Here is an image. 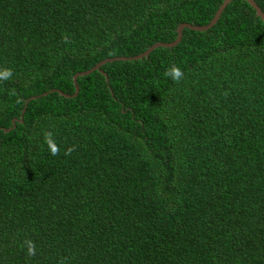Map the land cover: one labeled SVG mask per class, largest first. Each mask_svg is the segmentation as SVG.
I'll list each match as a JSON object with an SVG mask.
<instances>
[{
  "label": "trees",
  "instance_id": "obj_1",
  "mask_svg": "<svg viewBox=\"0 0 264 264\" xmlns=\"http://www.w3.org/2000/svg\"><path fill=\"white\" fill-rule=\"evenodd\" d=\"M223 1L0 0V264H264V22L246 0L75 94L78 72Z\"/></svg>",
  "mask_w": 264,
  "mask_h": 264
},
{
  "label": "water",
  "instance_id": "obj_2",
  "mask_svg": "<svg viewBox=\"0 0 264 264\" xmlns=\"http://www.w3.org/2000/svg\"><path fill=\"white\" fill-rule=\"evenodd\" d=\"M233 0H224L223 3L221 4V6L219 7V9H217L215 11V14L214 16L212 17V19L209 21V23L207 24H204V25H194V24H191V23H187V22H184V23H180L177 27V37L173 40V41H170V42H161V41H158L154 44H152L150 47H148L145 51H143L142 53H140L139 55L137 56H134L132 58H124V57H119V58H115V57H111V58H106L102 61H100L98 64H96L94 67H92L91 69L87 70V71H82V72H78L75 76H74V81H75V85H76V92L75 94L78 93L79 91V87L77 85V78L79 75H83V74H87V73H90L96 69H99L101 68V66L109 61H127V60H139L140 58L142 57H146L154 48L158 47V46H163V47H172L174 46L175 44H177L179 42V40L181 39V32H182V29L184 27H188V28H191L193 30H206L208 29L209 27H211L214 23H216L221 15V12L223 11V9L226 8V6L231 3ZM255 10L254 12H256V15L259 16L261 18V20L264 22V12L261 11V8L258 6V4L256 3L255 0H246ZM104 72V71H102ZM105 73V72H104ZM108 80V78H107ZM59 92L61 94H64L62 91L59 90ZM47 93V92H46ZM45 93V94H46ZM67 95V94H66ZM69 96V95H67ZM22 121V120H21ZM15 123V122H14Z\"/></svg>",
  "mask_w": 264,
  "mask_h": 264
},
{
  "label": "clouds",
  "instance_id": "obj_3",
  "mask_svg": "<svg viewBox=\"0 0 264 264\" xmlns=\"http://www.w3.org/2000/svg\"><path fill=\"white\" fill-rule=\"evenodd\" d=\"M62 42L69 43V39L67 35L62 36ZM165 77L170 78L173 82L179 83L180 80L183 78V72L181 69L175 65H172L168 68L165 73ZM13 71L11 69H0V82L9 81L12 79ZM14 92V90H13ZM19 102V101H18ZM44 142L47 145L51 155L58 156L60 153V147L55 142L53 133L51 131H47L44 133ZM75 151V146H71L67 148L64 152V155L70 156L72 152ZM22 247H26L27 255L29 257H33L36 255V245L34 241L30 239H26L22 245ZM68 258L61 257L60 264H67Z\"/></svg>",
  "mask_w": 264,
  "mask_h": 264
},
{
  "label": "bare ground",
  "instance_id": "obj_4",
  "mask_svg": "<svg viewBox=\"0 0 264 264\" xmlns=\"http://www.w3.org/2000/svg\"><path fill=\"white\" fill-rule=\"evenodd\" d=\"M184 28H188V27H184ZM189 29H191V28H189ZM193 30V29H192ZM195 31H200V30H195ZM201 31H203V30H201ZM181 35H182V32H181Z\"/></svg>",
  "mask_w": 264,
  "mask_h": 264
}]
</instances>
